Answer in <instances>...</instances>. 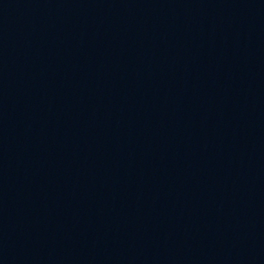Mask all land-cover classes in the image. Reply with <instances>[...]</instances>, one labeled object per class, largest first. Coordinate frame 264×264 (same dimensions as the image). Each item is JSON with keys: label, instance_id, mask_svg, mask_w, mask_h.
<instances>
[{"label": "water", "instance_id": "95a60500", "mask_svg": "<svg viewBox=\"0 0 264 264\" xmlns=\"http://www.w3.org/2000/svg\"><path fill=\"white\" fill-rule=\"evenodd\" d=\"M264 18V0H0V113L136 49Z\"/></svg>", "mask_w": 264, "mask_h": 264}]
</instances>
